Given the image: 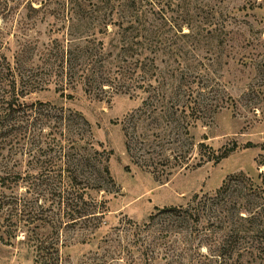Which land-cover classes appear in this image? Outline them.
<instances>
[{
	"label": "trees",
	"instance_id": "obj_1",
	"mask_svg": "<svg viewBox=\"0 0 264 264\" xmlns=\"http://www.w3.org/2000/svg\"><path fill=\"white\" fill-rule=\"evenodd\" d=\"M204 5L203 0H67L68 24L61 38H49V45L39 50L40 61L33 60L34 55L29 53L32 48L26 44H19L9 53L0 31V228L4 227L1 243L10 245L21 221L44 222L46 218L50 225L84 224L94 234L108 212L106 197L111 191L104 187V182H112L106 165L110 152L94 149L88 139L90 123L81 113L57 101L31 100L32 94L51 88L60 97L70 99L72 95L65 94V90L78 89L101 100L109 90L148 92L147 99L141 101L129 119L135 135L122 126L124 149L137 165L145 162L142 148L151 147L155 136L161 138L159 134L142 131L144 106L160 108L162 114L154 112L147 117L153 123L162 120V130L169 133L182 126L183 117L191 116L189 109H205L210 116L222 107L218 103L200 106L191 99L190 86L186 85L181 92L184 81L175 78L185 79L187 72L177 38H188L212 24H194V11ZM29 8L34 9L31 5ZM8 9V0H0V14ZM184 25L188 27L186 32L182 30ZM158 60L171 67L170 77L175 78L165 89L147 83L148 78L161 72ZM185 126L189 127L186 121ZM233 149L224 148L218 154L211 151L210 160L218 162ZM91 169L97 174L92 175ZM24 178H37L48 186V192L57 198L54 212L45 214L41 207L26 210V196L13 194L18 181ZM161 215H166L168 222L185 226L181 232L186 234L177 241L192 243L199 238L194 250L169 245L170 254L163 247L164 254L171 257L169 264H242L243 260L255 262L264 256V178L258 183L242 174L230 176L212 195L194 194L185 207H163L142 225L128 221L129 229L137 231L132 234L136 239L126 244L131 249L118 244V249L126 252L120 258L132 257L136 252L137 264L156 262L155 248L161 246L159 239L168 237L169 232V227L155 228L164 222H155ZM204 221L206 225H202ZM215 223L219 225L214 226ZM190 224L193 229H188ZM152 230L159 233L155 235ZM141 232L150 233L146 245ZM25 237L24 241L31 242L36 264H57L58 250L64 243L60 245L58 239L37 242L31 235ZM203 237L210 238V243H204ZM202 245L206 247L205 253L200 251Z\"/></svg>",
	"mask_w": 264,
	"mask_h": 264
},
{
	"label": "rangeland",
	"instance_id": "obj_2",
	"mask_svg": "<svg viewBox=\"0 0 264 264\" xmlns=\"http://www.w3.org/2000/svg\"><path fill=\"white\" fill-rule=\"evenodd\" d=\"M203 2L204 7L193 13L194 24L197 21L212 24L205 25L198 33L189 34L188 38H177L187 72L185 79L175 78L184 81L181 92L190 86L193 90L191 99L200 106L218 103L222 107L210 116L205 109L197 112L189 109L187 113L191 116L183 117L182 126L169 133L162 130V120L153 123L147 117L154 112L161 113L160 108L144 106L142 131L159 134L161 138L155 136L151 147L142 148L145 162L141 166L135 164L124 149L122 126L135 135L129 119L141 101L147 99L148 92L114 93L109 90L101 100L92 99L78 89L65 90V94L72 95L70 99L60 97L51 88L32 94L31 100L57 101L81 113L90 123L88 139L94 149L110 152L106 165L112 182H104V187L111 191L106 197L108 212L94 234L79 223L64 226L54 222L50 225L49 218L44 222L21 221L14 230L10 245L0 242V264H36L31 242L23 239L27 235L37 242L49 243L58 239L60 245L64 243L58 250L57 264H137L138 253L120 258L126 252L117 247L120 244L131 249L132 246L126 244L136 239L132 234L137 231L129 229L128 221L142 225L163 207H185L194 194L212 195L230 176L242 174L258 183L264 178V0ZM66 4L67 0H8L9 9L0 14V31L8 52L12 53L19 44H26L33 50L29 49L34 55L33 60L39 58L40 61L39 50L49 45V38H61L64 33L63 28L68 24ZM56 29L60 30L54 31ZM182 30L186 32L188 27L184 25ZM157 64L161 72L157 77L148 78L147 83L165 89L175 78L170 77L171 67H166V63L158 60ZM185 121L189 123L188 128ZM150 125L158 126V129ZM229 147L234 149L227 156L218 162L210 160L211 151L218 154ZM170 171L173 173L168 176ZM91 172L97 174L96 170L91 169ZM39 180H19L13 194L26 196L27 211L41 207L45 214L54 212L57 198ZM6 193L11 195L9 191ZM155 222H163L155 228L162 225L169 227V232L168 237L162 233L165 237L159 239L161 246L155 248L154 264H169L171 257L164 254L165 249L171 254L169 245L194 250L193 245L199 238L192 243L177 241L186 234L181 232L185 227L182 223L168 222L166 215L158 216ZM206 224V221L202 223ZM190 228L193 229L191 224L188 225ZM140 237L146 241L144 245L151 239L148 232H141ZM208 239L203 237L202 241L210 243ZM200 251L205 253L206 247L202 245ZM242 264H264V256L255 262L243 260Z\"/></svg>",
	"mask_w": 264,
	"mask_h": 264
},
{
	"label": "bare ground",
	"instance_id": "obj_3",
	"mask_svg": "<svg viewBox=\"0 0 264 264\" xmlns=\"http://www.w3.org/2000/svg\"><path fill=\"white\" fill-rule=\"evenodd\" d=\"M261 169H263V168H261Z\"/></svg>",
	"mask_w": 264,
	"mask_h": 264
}]
</instances>
